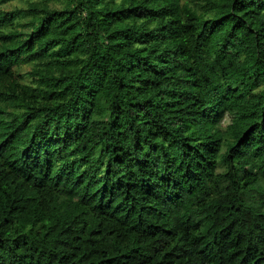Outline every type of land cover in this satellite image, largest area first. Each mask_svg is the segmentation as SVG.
<instances>
[{"label":"trees","instance_id":"1","mask_svg":"<svg viewBox=\"0 0 264 264\" xmlns=\"http://www.w3.org/2000/svg\"><path fill=\"white\" fill-rule=\"evenodd\" d=\"M0 264H264V0H0Z\"/></svg>","mask_w":264,"mask_h":264},{"label":"rangeland","instance_id":"2","mask_svg":"<svg viewBox=\"0 0 264 264\" xmlns=\"http://www.w3.org/2000/svg\"><path fill=\"white\" fill-rule=\"evenodd\" d=\"M12 5H13V6H14V5H17V3H14V4H12ZM226 123H227V120H225L224 125H226Z\"/></svg>","mask_w":264,"mask_h":264}]
</instances>
